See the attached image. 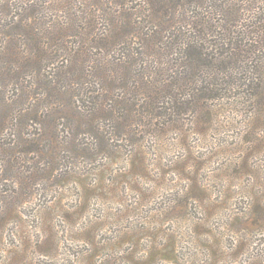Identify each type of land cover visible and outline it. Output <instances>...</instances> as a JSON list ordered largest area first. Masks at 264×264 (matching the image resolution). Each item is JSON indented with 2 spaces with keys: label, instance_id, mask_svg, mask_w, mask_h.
<instances>
[{
  "label": "trees",
  "instance_id": "16d2710c",
  "mask_svg": "<svg viewBox=\"0 0 264 264\" xmlns=\"http://www.w3.org/2000/svg\"><path fill=\"white\" fill-rule=\"evenodd\" d=\"M243 114L264 130V0H0L8 221L37 185L92 173L69 164H112L125 147L137 167L151 137L187 133L185 117L201 133Z\"/></svg>",
  "mask_w": 264,
  "mask_h": 264
},
{
  "label": "rangeland",
  "instance_id": "374dc122",
  "mask_svg": "<svg viewBox=\"0 0 264 264\" xmlns=\"http://www.w3.org/2000/svg\"><path fill=\"white\" fill-rule=\"evenodd\" d=\"M244 117L195 133L187 116L137 167L125 147L112 164H69L92 173L37 185L12 220L0 207V264H264V130Z\"/></svg>",
  "mask_w": 264,
  "mask_h": 264
}]
</instances>
